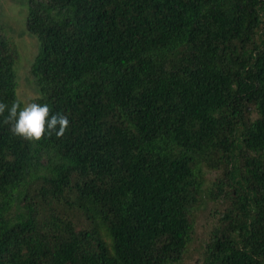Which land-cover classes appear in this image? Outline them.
<instances>
[{"label":"trees","instance_id":"16d2710c","mask_svg":"<svg viewBox=\"0 0 264 264\" xmlns=\"http://www.w3.org/2000/svg\"><path fill=\"white\" fill-rule=\"evenodd\" d=\"M25 25L31 102L70 124L30 142L0 117V264H264V0H28Z\"/></svg>","mask_w":264,"mask_h":264},{"label":"rangeland","instance_id":"374dc122","mask_svg":"<svg viewBox=\"0 0 264 264\" xmlns=\"http://www.w3.org/2000/svg\"><path fill=\"white\" fill-rule=\"evenodd\" d=\"M34 6L36 8L38 7L36 3H34ZM27 8L28 0H0V29L4 30V28H7L8 31L6 32L8 33V37L12 40V43L10 42V46L15 50L14 55H16L17 59L19 60L16 64L18 97L19 100L23 101L25 104L31 102V99L35 96L33 85L31 84L30 80L28 65H30L33 61V54L39 47L36 36H29L30 33L26 29L25 12L27 11ZM5 22L8 23L9 26L4 25L6 24ZM234 45L239 46V44L236 45V43ZM191 160L193 161V158ZM193 163H195V161ZM206 164L209 166V170L211 169L213 171L211 158L208 156L206 157ZM218 168L220 169L213 171L217 176H219L220 172L223 171L221 169L223 166L218 165ZM195 179L198 180V177ZM226 203L227 200H224L223 197L220 196L218 199H214L213 202L211 201L210 204L207 205V211L211 206L221 207L223 206L222 204ZM91 206L92 205L89 203L88 208L92 209ZM197 208H199V206L195 207V210ZM197 212L201 217L199 222L196 223L197 225L194 227V232L192 235H195V237L199 238L200 241L201 239L204 241L205 238H207V236L210 234V230L213 228V226H215L216 219L211 216L209 212ZM207 219L209 220L207 221ZM205 222L206 224H204ZM191 248L189 250L190 254L194 252V250H191ZM194 254L196 256V252H194ZM188 264H192L190 263V259Z\"/></svg>","mask_w":264,"mask_h":264},{"label":"clouds","instance_id":"9594fccd","mask_svg":"<svg viewBox=\"0 0 264 264\" xmlns=\"http://www.w3.org/2000/svg\"><path fill=\"white\" fill-rule=\"evenodd\" d=\"M0 117H3L2 123L9 126L12 135L30 142L40 141L45 136L63 137L70 124L67 115L54 113L49 104L35 101L25 104L14 100L11 106L0 102Z\"/></svg>","mask_w":264,"mask_h":264}]
</instances>
